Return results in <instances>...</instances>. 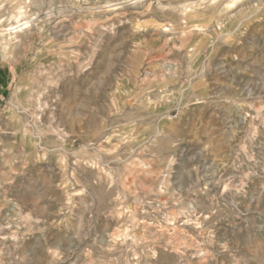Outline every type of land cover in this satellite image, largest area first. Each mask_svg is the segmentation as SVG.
<instances>
[{"label": "rangeland", "instance_id": "1", "mask_svg": "<svg viewBox=\"0 0 264 264\" xmlns=\"http://www.w3.org/2000/svg\"><path fill=\"white\" fill-rule=\"evenodd\" d=\"M0 264H264V0H0Z\"/></svg>", "mask_w": 264, "mask_h": 264}]
</instances>
